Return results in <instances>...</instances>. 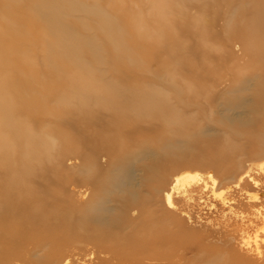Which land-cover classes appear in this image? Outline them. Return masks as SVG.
I'll return each mask as SVG.
<instances>
[{
  "label": "bare ground",
  "instance_id": "1",
  "mask_svg": "<svg viewBox=\"0 0 264 264\" xmlns=\"http://www.w3.org/2000/svg\"><path fill=\"white\" fill-rule=\"evenodd\" d=\"M181 1L147 0L145 13L132 0H0V264L170 258L173 195L194 176L165 188V169L203 162V143L222 165L239 148L226 137L216 148L215 123L241 134L264 101V0L238 3L253 7L250 26L234 33L253 65L217 96L204 74L184 76L192 68L177 32L200 21H186ZM152 18L178 52L139 83L131 70L144 67V43L161 40Z\"/></svg>",
  "mask_w": 264,
  "mask_h": 264
},
{
  "label": "rangeland",
  "instance_id": "2",
  "mask_svg": "<svg viewBox=\"0 0 264 264\" xmlns=\"http://www.w3.org/2000/svg\"><path fill=\"white\" fill-rule=\"evenodd\" d=\"M132 1L142 5L146 13L147 0ZM240 1L185 0L179 3L189 17L186 21L192 18L200 21L197 31L183 28L177 32L186 44V49L180 51L187 56L183 64L192 68L189 74L183 71L184 76L204 74L213 96L227 89L238 67L247 70L253 65L240 40L234 37L238 30L242 32L250 26L253 11L250 4L239 5ZM177 15H173L176 20ZM149 27L159 30L161 40L144 43L148 48L141 51L144 67L130 73L139 83L163 73L173 61L169 54L178 52L175 44L168 43L167 27L161 20L150 19ZM198 68H201L200 73ZM207 102L203 100V106L208 108ZM249 115L256 120L249 124L250 131H244V127L239 131L241 134H236V127L215 123L221 130L215 132L217 138L220 137L215 142L216 148L224 147L223 137L230 138L239 148L222 165H213L208 147L203 143L198 147L204 151L203 162L201 157L193 158L165 169L159 184L165 188L181 173L194 177L173 195L176 207L170 216V258L146 260L145 264H264V151L253 141L255 136L261 137L258 132L264 131V101L259 113ZM166 135L168 132L162 130L153 141L157 143ZM183 165L185 168L179 169ZM88 255L72 256L71 264H102L97 255Z\"/></svg>",
  "mask_w": 264,
  "mask_h": 264
}]
</instances>
